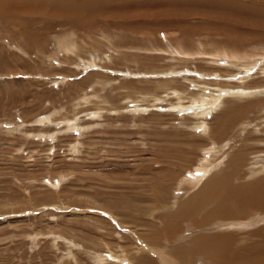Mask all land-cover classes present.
I'll use <instances>...</instances> for the list:
<instances>
[{
  "label": "rangeland",
  "instance_id": "rangeland-1",
  "mask_svg": "<svg viewBox=\"0 0 264 264\" xmlns=\"http://www.w3.org/2000/svg\"><path fill=\"white\" fill-rule=\"evenodd\" d=\"M66 1L0 2V264H164L184 228L230 224L150 242L215 169L235 183L241 149L243 182L264 178V0Z\"/></svg>",
  "mask_w": 264,
  "mask_h": 264
},
{
  "label": "bare ground",
  "instance_id": "bare-ground-1",
  "mask_svg": "<svg viewBox=\"0 0 264 264\" xmlns=\"http://www.w3.org/2000/svg\"><path fill=\"white\" fill-rule=\"evenodd\" d=\"M61 1L60 0H10L9 5L23 6L24 9H26V10H23L20 7L22 10L19 11V12H23V13L24 12L25 13H28V12L29 13H34V12L35 13H39V12L42 13L46 9L43 8V6L42 7L41 6L40 7H35L36 4H39V3H42V4L43 3L60 4V3H63ZM67 1H66V3H67ZM89 1L92 2L93 0H89ZM105 1L109 2L110 0H103V2H105ZM161 1H163V0H161ZM164 1H166V0H164ZM177 1H175V2L177 3ZM182 1H185V2H182ZM182 1H181V3L184 6H181L182 4L181 5L179 4V5L181 6V8L183 10L182 13H183L184 16H186L187 14L188 15H190V14L192 15L191 9L194 12L196 6H198L197 4L196 5L193 4V2L200 3L201 6L203 5L204 8L209 9L208 11H210L211 14H214V15H219V14L226 15V10H224V9L223 10H219V9H216L214 7L213 0H182ZM0 2L4 3L5 0H0ZM101 2H102V0H101ZM156 2H158V4L155 5V3H154L153 9H149V10H152V11L160 13L161 11L158 10V9L161 7V5H160L161 3H159V1H156ZM73 3H74V1H73ZM92 4H94V2ZM135 4L132 5V6H136ZM5 5L6 4H4L3 6L6 7ZM77 6H78V4H77ZM83 6H84V4H83ZM140 7H142V6H140ZM13 8L15 9V7H13ZM126 8H128V7H126ZM178 8H180V7H178ZM143 9H144V6H143ZM52 10H54V9H52ZM52 10H51V12H52ZM63 10H65V9H63ZM254 10L257 11V7H254ZM13 11L15 12V11H18V10H13ZM201 11L202 10L200 9V12ZM3 12L6 13V14H9L11 12V10L2 9L1 13H3ZM53 12H56V11H53ZM112 12H114V11H112ZM167 12H170V14H171V11H167ZM172 12H175V11H172ZM48 13H49V11H48ZM182 13H181V10H180L179 14H182ZM72 14H76V13H72ZM53 15H54V13H53ZM162 15H163V13H162ZM171 15H173V14H171ZM75 16H77V15H75ZM166 16H168V15H166ZM230 17L236 19L237 18V14H232L231 13ZM165 18H167V17H165ZM165 21H168V22H166L164 25H170L171 24V22L169 20H165ZM148 25H150V24H148ZM156 25L158 26L159 24L157 23ZM148 27H150V26H148ZM244 108H245V106H244ZM232 117H230V118H232ZM235 118L237 119V116ZM222 120L223 119H221L220 123L222 122ZM230 121H231V119H230ZM228 125H230V123ZM222 126H223V124L221 125V127ZM228 127H231V126H228ZM222 129H223V127L221 128V131H218V134H220L222 132ZM241 131L239 130V132H241ZM244 131H246V130H244ZM225 135H227V134H225ZM258 136H260V135H258ZM261 136H262V134H261ZM235 137H236V135L233 136V138H235ZM256 137H257V135H256ZM230 138H232V137H230V135H229L228 140ZM224 142L226 143V140ZM215 153H217V152H215ZM262 154H264V153H262ZM237 155H236L237 157H235V159H236L235 161L236 162L234 160H230L227 163V168H229V169H231L233 171L235 183H234V180L232 179V175L224 174V175H221L219 177L217 175H219L221 173V171L218 170V169L216 171V169H215V172L210 174L213 177L210 178L208 182H206V181L204 182L205 185L203 184V187H202L201 191L199 192V194H195L194 196H190L181 205H177L176 207H174L173 208V212L169 213L167 215V217L162 215V217H163V226L160 225L161 227L159 229H157V231H156V232H159V234L152 235V238L150 239V242L152 241L153 244L155 245V248H154L155 250H157V249L159 250V248L164 246V243H167L170 240V238L173 237L172 235L174 234V232H176L178 229H179V231H181L183 229L184 224H185V227L188 226V227H192L193 228V227H195L197 225L198 222H201L203 226L207 225V229L210 230V228H209L210 224H208V223L213 222V221H216V222L228 221L230 224L226 226V230H224V231L221 230V232L213 233V234L210 233V231H209L208 233L203 234V236H201V238L194 239V237L192 236L193 235L192 231L194 230V228L191 229V230H188L187 228H184V232L188 231V232L192 233V234H189L190 237H189V239L187 241H185L186 242L185 245L181 246V247H173L174 250L177 251L173 256H171L170 254L162 253V256H163L162 257L160 254H158V255L161 256V257H159V259L163 260L164 264H170V262L173 263V264H190L192 260H196L197 261V263H194V264H264V225H262V226L260 225V227H257V226L253 227L254 229H250L247 233H242L240 231H236L235 229L232 230L233 227L231 228V226L233 225V224H231V222L232 223L233 222H237V223L238 222H240V223L241 222L242 223L245 222V223H247V222H249V220H254L253 218L256 215H258V214H260L262 216L264 215V178H260L261 180H257V181H254V182L250 181L251 183L243 182V181H245L244 180L245 176H239V174H243V173L241 172L242 170L241 171L238 170V169H240V166L242 164L239 165V167H238L236 163H237V161L240 162V161L245 160L244 157H246V156H244V153H242L241 149L238 151ZM254 155L255 154H253V156ZM229 157H230V155H229ZM231 157H233V156H231ZM255 157H256V155H255ZM262 160H264V158H262ZM223 163H224V161H223ZM216 167L219 168L218 166H216ZM257 170L258 169L254 170V171H257ZM213 171H214V169H213ZM237 171H239L241 173H238ZM251 171L252 170H250V172ZM247 174L248 173H246V175ZM249 174H251V173H249ZM257 174H258V171H257ZM259 174H261V173L259 172ZM239 177H241L240 178V182H238V178ZM247 178H251V177L248 176ZM247 178H246V182H247ZM253 180H255V179H253ZM198 181L201 182L202 180H198ZM194 183L197 184V181L195 180ZM201 194H203V195H201ZM172 201H171V203H172ZM162 205L164 206L165 203H163ZM202 205L204 206L203 208H205V207L207 208V211H209L208 214L206 213V215H202V213H201V215H198L199 214L198 212L200 211V208H201ZM205 210H204V212H205ZM194 213H196L197 215H193ZM187 214H190L191 217L188 220L185 221V218H186ZM251 215L253 216L252 219H250ZM223 224H225V222H223ZM248 224L249 223H247V225ZM214 225H216V224L214 223ZM219 225L220 224H218V227H219ZM242 225H244V224H242ZM168 226L171 227V229L173 231L172 233H167V231H166L167 229H165V228H167ZM237 227L240 228L241 227L240 224H238ZM247 227H251V226L248 225ZM211 229L213 230V228H211ZM236 229L238 230V228H236ZM164 231L167 234H165V236H161V238L158 240L156 236H158V235L160 236L161 234L163 235ZM187 237H188V235H187ZM178 241H179V239H178ZM251 241H257V242L256 243H250ZM167 250L171 251V249H167ZM165 258H168L170 260V262H167V260H165Z\"/></svg>",
  "mask_w": 264,
  "mask_h": 264
}]
</instances>
